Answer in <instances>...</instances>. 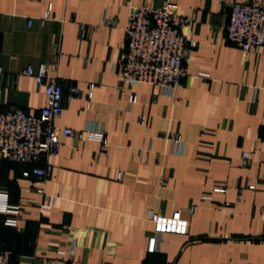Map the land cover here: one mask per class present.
<instances>
[{"label":"crops","instance_id":"0c3cea01","mask_svg":"<svg viewBox=\"0 0 264 264\" xmlns=\"http://www.w3.org/2000/svg\"><path fill=\"white\" fill-rule=\"evenodd\" d=\"M167 1L178 5L187 19L181 33L195 43L185 53L188 75L172 94L130 86L118 69L131 9ZM255 2L264 5L0 0V112L41 113L45 87L24 71L46 65L64 85L55 126L103 128L106 139L62 138L43 182L24 176L31 166L3 163L0 192L22 215L12 228L0 213L10 264H264V47L244 53L226 32L233 5ZM74 90L80 98H71ZM177 212L187 234H163L151 251L150 215Z\"/></svg>","mask_w":264,"mask_h":264},{"label":"built area","instance_id":"2783aa9c","mask_svg":"<svg viewBox=\"0 0 264 264\" xmlns=\"http://www.w3.org/2000/svg\"><path fill=\"white\" fill-rule=\"evenodd\" d=\"M50 16L51 9L45 18ZM186 23L187 19L179 13L178 5L169 1L158 9L150 6L131 9L125 29L126 49L118 67L121 79L130 86H160L172 94L188 75L187 46H195L181 33ZM226 32L228 41L244 53L263 48L264 5L259 2L233 5ZM24 75L45 87L47 105L38 116H28L21 109L0 112V179L3 163L12 162L31 166V171L25 172L24 176L32 174L43 182L53 173V165L47 159L59 153L62 138L83 140L88 137L105 144V132L103 128L96 131L87 129L85 132L57 128L55 121L64 112V85L56 76L50 75V67L46 65L40 66L37 71L28 67ZM72 92L71 98H80L78 90ZM92 97L93 88L88 94L89 102ZM130 103H137L134 92ZM140 123L145 125V116L141 117ZM176 144L180 146L182 140L178 138ZM251 164V155H244L243 165L248 167ZM0 213L7 215L6 226L16 228L19 225L21 211L11 206L9 195L4 192H0ZM150 219L157 234V238L151 240V251L156 250L159 237L163 234H187L188 221L182 218L180 212L170 218L152 213ZM11 256V251L0 248V264H10Z\"/></svg>","mask_w":264,"mask_h":264}]
</instances>
